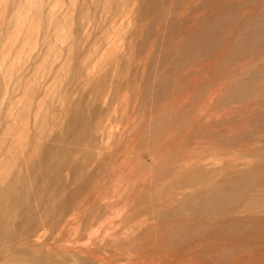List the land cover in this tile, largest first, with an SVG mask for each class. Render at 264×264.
<instances>
[{
  "label": "rangeland",
  "instance_id": "rangeland-1",
  "mask_svg": "<svg viewBox=\"0 0 264 264\" xmlns=\"http://www.w3.org/2000/svg\"><path fill=\"white\" fill-rule=\"evenodd\" d=\"M0 264H264V0H0Z\"/></svg>",
  "mask_w": 264,
  "mask_h": 264
}]
</instances>
